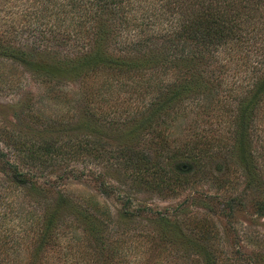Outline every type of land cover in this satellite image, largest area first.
Listing matches in <instances>:
<instances>
[{
	"label": "trees",
	"instance_id": "obj_1",
	"mask_svg": "<svg viewBox=\"0 0 264 264\" xmlns=\"http://www.w3.org/2000/svg\"><path fill=\"white\" fill-rule=\"evenodd\" d=\"M0 58L41 76L49 99L69 101L58 91L60 78L76 81L82 128L92 135L84 144L72 134L60 142L0 128V168L9 178L0 179V264H264V234L251 243L231 225L245 204L264 216V0H0ZM181 122L197 137L170 147L164 132L181 130ZM103 130L113 132V148ZM210 132L223 136L212 141ZM88 142L96 158L121 159L115 171L135 189L175 195L198 175L217 189L242 178L243 192L204 198L216 201L234 242L219 245L210 215L174 220L192 197L161 213L114 196L109 180H100V195L118 205L109 210L59 190L64 175L79 179L76 170L38 182L36 172L50 170L52 157ZM213 156L223 164L220 176L206 171ZM174 157L196 171L159 168ZM34 188L57 190L41 212ZM137 218L149 226L133 224Z\"/></svg>",
	"mask_w": 264,
	"mask_h": 264
},
{
	"label": "rangeland",
	"instance_id": "obj_2",
	"mask_svg": "<svg viewBox=\"0 0 264 264\" xmlns=\"http://www.w3.org/2000/svg\"><path fill=\"white\" fill-rule=\"evenodd\" d=\"M23 36L21 37L23 38ZM27 44L30 45L29 41ZM39 77L41 76L30 72L29 69L27 70L17 63H12L10 60L0 58V128L6 129V131L12 133L14 136L19 135L26 139L52 134L53 136L58 135V139L61 142L70 137L69 134H72L77 135L79 141L82 143H84V141H90L87 138L91 135L90 131L82 128L80 107L83 101L82 98L79 97L80 90H78L79 87L76 85V81L60 78L58 91L65 92L67 94L66 97L70 100L64 101L63 97L53 100L49 99V96L45 94L46 89L44 88L46 86H43V84L39 82ZM27 111L29 112L27 113ZM103 113L106 114L108 112ZM46 118H50L51 121H48V124L41 123V121ZM260 121L262 126L260 130L264 132V118H260ZM85 122L86 124H91L88 119H85ZM183 126L184 122H181V130L176 129V127L165 130V138L166 141L169 142L170 147L180 146L189 139H196L197 136L194 135L192 131L183 130ZM103 131L104 134L102 138L105 139L109 147L113 148L115 146V140L114 138L112 139V137L110 138V134H113V132L109 130ZM220 134L223 136L221 132H210L206 137L207 139L215 141ZM260 136L264 137V134L260 132ZM121 138L122 137H119L117 140H121ZM112 140L114 142H112ZM81 146L82 145H80V147ZM86 146L87 148L85 149ZM86 146L84 147L85 150H80L73 155L67 153L66 149H62V152L56 155L55 158L52 157L53 160H51V162L54 166H52L50 170L36 172L39 176L38 182H42L44 178L54 181L55 178L58 179L57 176L76 170L81 174L78 175L79 179L74 180L73 178H68L67 176L69 175H64L66 176L64 179L57 180L56 186H61L59 190H63L68 197L90 198L96 202H105L109 210L110 208L111 210H118V205L112 204L110 198L104 199L100 195L101 187L98 185V181L100 180H109L108 184H111L115 188L114 196H120L124 193L126 197L131 199L132 203H139L153 211L161 213L165 210L172 209L175 204H178L182 199L192 197L186 204L187 206L185 205V207L181 208V212L172 215L174 220L179 221L184 215H189L192 220H200L203 216L210 215L212 216L211 219L216 228L214 236L216 239L218 238L219 245L222 244L223 241L226 243V246L234 242L228 237V234L225 233V221L217 214L218 208L216 201H208L204 198L207 196L218 197V199L227 198L243 192L244 185L242 178L233 180V185H229V187L225 186L221 189H217L212 182L205 181L198 175V180L190 181L189 184L175 195H171V193L164 191L157 192L155 189H141L134 185L136 187L135 189L129 187V183L123 181V177H121L123 172L119 174L115 171V166L119 161H122L121 159H113L109 156L96 158L92 152V145L88 142ZM143 148L147 152H151L153 146L151 147L148 143H145L143 144ZM160 162L161 163H157L161 170L170 169L174 171L175 168L180 172L184 168H178V166L187 165L191 167L193 171H196V166L194 164H189L187 160L181 157H174L171 161L172 164H168L167 166L163 164V161ZM21 166L24 170L29 169L26 165ZM222 166L221 160L217 156H213L206 161L205 168L206 171L220 176L222 173L220 167ZM96 172H99L103 177H98L95 181L89 180L92 174ZM5 174L6 172L1 173L0 168V179L9 180ZM227 180L230 181V177H227ZM57 190L55 188L44 190L34 188L32 190L33 199L40 202L37 208L40 210L39 212L43 210V201L50 200L51 202L50 198L56 195L55 192ZM63 191H61V193ZM17 196H19V194H17ZM17 196L7 194V200H15ZM1 208L2 205L0 203V209ZM1 211L2 210H0V212ZM138 222L143 223L146 228L149 226L147 221L140 220L139 218L134 219L133 224ZM231 225L235 227L239 235L243 231H246L247 235L245 238L244 236L241 237V241L244 238V240L246 239L254 243L253 241H259L258 234H264V216H258L247 204L241 209L235 210ZM150 228H152V226ZM254 234H257V236L253 238ZM240 240H238V242H240ZM235 241L237 242V239H235ZM248 248L250 249V246ZM136 258H138V261L143 260V255H139ZM78 262L81 263L82 260ZM160 264H165V262L163 261Z\"/></svg>",
	"mask_w": 264,
	"mask_h": 264
}]
</instances>
